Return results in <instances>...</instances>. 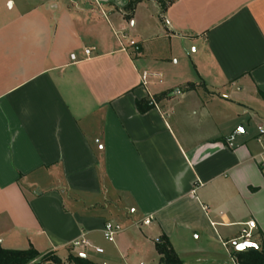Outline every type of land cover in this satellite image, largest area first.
Masks as SVG:
<instances>
[{
    "label": "crops",
    "instance_id": "0c3cea01",
    "mask_svg": "<svg viewBox=\"0 0 264 264\" xmlns=\"http://www.w3.org/2000/svg\"><path fill=\"white\" fill-rule=\"evenodd\" d=\"M144 2L127 18L128 0L12 1L19 14L0 26L2 247L161 264L166 235L183 264H238L252 220L262 245L264 135L243 119L248 100L264 102V0L148 10L149 28L193 49L191 75L169 82L129 34ZM143 99L155 101L144 113ZM107 221L133 232L105 247ZM82 238L103 253L73 248Z\"/></svg>",
    "mask_w": 264,
    "mask_h": 264
},
{
    "label": "rangeland",
    "instance_id": "374dc122",
    "mask_svg": "<svg viewBox=\"0 0 264 264\" xmlns=\"http://www.w3.org/2000/svg\"><path fill=\"white\" fill-rule=\"evenodd\" d=\"M12 1L13 0H0V26L16 19L19 14L17 6L12 8ZM14 1L16 2V5L22 4L26 6L27 1L29 0ZM169 1L170 0H145L143 4L139 5L136 18L129 23L130 36L137 40L138 43H141V45L143 44L146 47L148 59H150L153 67L156 66V69H162L163 82H169L181 77L185 78L192 73V64L189 60V56H192L193 49L189 46H182L177 42L170 44L168 40L163 38V33H159L158 31H155V29L149 28L147 24L146 19L148 16V10L151 13V10L155 7V5L162 9L163 4H167ZM160 9L159 15L162 14ZM159 15H156L158 21H160ZM153 70L154 69H150V72ZM199 85L202 87L201 84ZM160 86V83H158L156 87L158 88ZM246 103L251 108L249 113L250 116H252V121L248 123L246 119L243 120H245V126L249 132H256L259 125L264 128V102L252 99L248 100ZM120 224L122 225L124 231L127 230L126 225L128 223L126 221H123ZM131 232L133 231L127 230V233ZM100 237L102 245L108 247L111 241L106 239L104 235ZM101 257L103 256H98L97 258ZM118 264L135 263H128L127 261L125 262L124 260H121Z\"/></svg>",
    "mask_w": 264,
    "mask_h": 264
},
{
    "label": "trees",
    "instance_id": "16d2710c",
    "mask_svg": "<svg viewBox=\"0 0 264 264\" xmlns=\"http://www.w3.org/2000/svg\"><path fill=\"white\" fill-rule=\"evenodd\" d=\"M143 0H128L125 7L130 18L136 6ZM175 0H170L167 4H163L160 12H165L169 4ZM161 2V1H160ZM264 97V93L260 92ZM155 106V101L151 99H143L137 101V108L144 113ZM156 249L160 255L161 264H183L168 237L162 235L156 242ZM236 261L238 264H264V241L258 249L249 251H236ZM0 264H97L89 260L87 257L73 255L70 253L66 259L59 257L56 252H48L41 254L35 248L31 247L25 250H12L2 247L0 243Z\"/></svg>",
    "mask_w": 264,
    "mask_h": 264
},
{
    "label": "built area",
    "instance_id": "2783aa9c",
    "mask_svg": "<svg viewBox=\"0 0 264 264\" xmlns=\"http://www.w3.org/2000/svg\"><path fill=\"white\" fill-rule=\"evenodd\" d=\"M123 37H125V35H123ZM134 43H135L134 41L130 42L131 45H133ZM85 53L90 54L91 50L86 49ZM71 58H72V60H76V54L75 53L71 54ZM149 76H150L149 73H147V72L143 73L142 80H143L144 84L147 83V79ZM259 133H260V135H264V128L263 127H259ZM151 220H152V216H149V217L144 219L143 223L148 225V224H150ZM254 227H255V221H253V220L249 221L248 222V228H244L242 230V233H241L242 242L251 240L252 233L250 230ZM122 229H123V227L120 223L115 222V221H107L103 227V235L106 239H108L110 241H114L115 237L117 236V234H119L122 231ZM72 247L73 248H77V247L93 248L96 252L103 253L102 248L91 244L89 241H87L84 238L74 241L72 243Z\"/></svg>",
    "mask_w": 264,
    "mask_h": 264
},
{
    "label": "water",
    "instance_id": "95a60500",
    "mask_svg": "<svg viewBox=\"0 0 264 264\" xmlns=\"http://www.w3.org/2000/svg\"><path fill=\"white\" fill-rule=\"evenodd\" d=\"M237 132H244L245 130L243 129V127L239 128V131ZM236 250L237 251H249V250H253V249H258V245L252 241H243L240 243H236ZM82 257H85L84 255Z\"/></svg>",
    "mask_w": 264,
    "mask_h": 264
}]
</instances>
